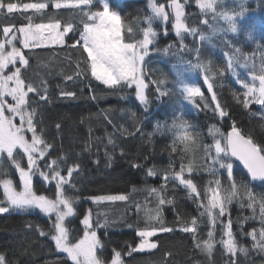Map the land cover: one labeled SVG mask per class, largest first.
Returning <instances> with one entry per match:
<instances>
[{"label":"snow or ice","instance_id":"snow-or-ice-1","mask_svg":"<svg viewBox=\"0 0 264 264\" xmlns=\"http://www.w3.org/2000/svg\"><path fill=\"white\" fill-rule=\"evenodd\" d=\"M193 2L199 9L201 23L211 29L209 35L189 23V17L193 14L186 12V8ZM222 3L223 0H167L166 3L148 0L150 14L138 18L136 27L132 23H126L121 14L110 7L109 0H34L23 4L13 0H0V16H11L16 12L32 13L21 16V19L27 21L26 24L19 27L5 24L2 27L4 39L0 40V161L6 158L14 167L19 176V190L10 174L3 173L4 178H0V214H8L12 209H38L48 216L51 221L50 231L31 223L27 227H34L40 236L50 235L56 250L65 254L64 259L71 261V264H126L123 260L124 253L116 249L112 250L110 261L106 262L101 258V250L105 245L98 236V229L108 227L109 222L107 219L103 223L99 219L94 221L91 209L80 220L83 226L82 238L75 242L70 239L71 230L66 226V221L71 223L68 218L77 215L74 210L76 198L67 194L65 186L76 188L72 178L73 173L79 172L80 166L73 164L65 170L60 163L65 157H52L53 145L44 138L43 130L39 129L41 121L37 120L38 109L49 102L47 82L42 80L37 85L24 75L31 67L32 59L24 49L34 50L59 44L78 51L76 71L74 75L65 76L67 81L91 78L108 89H133L135 98L144 105L145 110L149 104L146 93L150 84L155 85L156 99L169 95V91L163 87L165 78L152 79L145 71L146 58L151 52L168 55L174 47L178 52L195 51L196 62L188 61L186 70L202 74L207 91L211 93V102L215 104L211 110L221 118L232 119L219 103L212 83L216 72L223 75L225 69L213 71L209 63L199 59L200 49L189 47L185 43L187 36L195 38L198 35L200 41L211 42L212 37L219 32H238L237 25L246 11V0H240V10L232 12L221 10L219 5ZM62 9H78V22L73 15L64 20L60 15ZM35 16H39L41 22H34ZM220 21H223V25L217 27ZM154 25L159 26V31ZM168 25L174 31L178 44H170L165 48L154 47L160 31L168 34ZM225 43L232 47L231 52L224 51L226 70L233 77L238 76L237 66L250 70V81L238 80V84L245 91L242 96L234 94L237 103L244 109H250L253 104L258 105L264 118V48L259 50L257 66L255 53L248 55L240 47L232 46L230 41ZM181 75L177 73L178 77ZM179 83L182 85L181 95L188 103L199 108L200 103L196 99L199 98L204 108L210 107L201 87L195 83H185L183 79ZM88 86L90 87V83ZM60 94L64 97L76 96V92L64 89H61ZM91 98L96 99V96ZM131 115L135 118L134 112ZM108 123L111 124L112 121L109 120ZM60 128L61 125L57 123L56 129L59 131ZM170 130L175 137L171 153H177L178 145H183L178 168L171 159L168 168L161 170L155 166L133 164V167L144 168L148 177L160 174L162 183L159 187L146 186L143 189L133 186L132 192L145 191L153 197L156 207L145 212L144 227L136 225L135 235L139 237V242L130 244L126 254L131 256L136 252L158 249L159 240L150 242V238L157 237L159 233H173L177 230L191 234L194 249L204 254L210 264H214L217 245L222 249V255L227 257L226 264H241V257L247 258L252 251L264 254V193L258 196L250 187L256 181L264 183V138H258L251 130L245 132L235 120L232 121L231 130L227 132L221 131L215 124L211 125L207 130L211 143H204L200 133L195 132L194 126L182 116L173 118ZM108 144L115 147L111 135ZM197 151L201 152L200 159L203 162L187 159L188 153ZM121 155H124L122 149ZM24 158L27 161L26 166L21 163ZM236 162L246 170L242 171L240 179L234 174ZM65 171L66 175L63 174ZM200 172H207L212 177L203 186V190L194 180V174ZM225 174L227 187H224L221 179ZM36 175L45 183L55 182V198L37 194L33 188V177ZM170 182L182 186L187 193V199L196 206V215L181 217L177 212L176 222L172 226L167 225L161 216L162 206L175 204V199L168 198L167 195V185ZM130 198V194L87 197L97 204L105 201H128ZM234 202L239 203L242 209L246 207L251 210V215L237 217L234 221L230 209ZM135 207L139 212L141 205L136 204ZM201 218L207 220L206 238L201 234ZM249 221H257L258 227L254 223L250 228H245L244 224ZM128 227L133 228V225L128 224ZM217 230L220 232L219 239L216 238ZM243 240L249 243H242ZM171 255L170 252L166 253L168 257ZM0 264H10L3 253H0ZM164 264H168V261L165 260Z\"/></svg>","mask_w":264,"mask_h":264},{"label":"trees","instance_id":"trees-1","mask_svg":"<svg viewBox=\"0 0 264 264\" xmlns=\"http://www.w3.org/2000/svg\"><path fill=\"white\" fill-rule=\"evenodd\" d=\"M13 2L23 4L34 0H13ZM158 2L166 3L167 0H158ZM109 4L121 14L126 23H132L136 27H138L136 25L138 18L150 14L148 0H109ZM219 8L229 12L239 11L240 0H223ZM244 8L246 11L239 19L237 33L219 32L212 37L211 42L200 41L198 35L195 38L187 36L185 40L189 47L200 49L199 59L209 63L213 71L225 69L223 75L216 72L212 83L219 103L232 119L221 118L218 113L211 110L215 104L211 102V93L207 91L202 74L186 70L188 61L196 62L195 51L178 52L174 47L168 55L151 52L146 58L145 71L152 79L165 78L163 87L169 91V95L156 99L155 85L150 84L146 93L149 104L145 110L144 105L135 98L133 89H108L91 78L67 81L65 76L74 75L76 71L78 51L58 44L34 50L24 49L26 54L32 56L31 67L24 75L37 85L42 80L47 82L49 102L38 109L37 120L41 121L39 129L43 130L44 138L53 145L52 157H65V160L60 162L65 170L73 164L80 166L79 172L73 173L72 178L76 188L65 186L67 194L76 198L74 210L77 215L68 219L71 223L66 221L73 242L82 238L83 226L80 220L83 214L91 209L94 221L99 219L103 223L107 219L109 222L108 227L98 229V236L105 245L101 250L103 253L101 258L106 262L111 260L112 250L116 249L124 253L123 260L126 264H164L165 260L168 264H210L204 254L194 249L191 234L178 230L173 233H159L157 237H152V241L159 240L158 249L136 252L131 256L126 254L130 244L139 242V237L135 235L136 225L144 227L145 212L156 207L153 197L145 191L132 192L133 186L143 189L146 186L159 187L162 183L160 174L156 177H148L144 168L133 167V164L155 166L161 170L168 168L171 159L178 168L183 145H178L177 153H171L175 137L170 130L173 118L176 116H182L192 124L195 132L200 133L204 143H211V137L207 134L211 125L215 124L221 131L227 132L231 130L233 120L245 132L251 130L258 138H264V118L260 107L253 104L250 109H244L234 97V94L242 96L245 91L238 84V80L250 81V70L237 66V77H233L231 72L226 70L224 51H232V47L226 44V41H230L232 46L240 47L245 54L255 53L257 66L259 50L264 48V0H246ZM186 12L193 14L189 17L192 26L203 31L205 35L211 33V29L201 23L199 9L194 2L186 8ZM78 13V9L60 10L64 20L73 15L78 22ZM22 15L28 16L32 13L16 12L11 16H0V40L4 39L3 25L15 24L19 27L27 23L26 20L21 19ZM34 22H41V18L35 16ZM221 25L223 21H220L217 27ZM154 26L159 31V26ZM168 28L167 35L160 31L154 47L165 48L170 44H178L170 25ZM177 73L182 75L178 77ZM180 79L185 83H195L201 87L205 98L210 102V107L204 108L199 98H196L200 103L199 108L188 103L181 95ZM61 89L74 91L76 96H61ZM93 95L96 99L91 98ZM133 112L135 118L131 115ZM109 120L112 121L111 124L108 123ZM57 123L61 125L59 131L56 129ZM110 135L115 141V147L108 144ZM121 149L124 155H121ZM200 158V151L187 154V159L203 162ZM21 163L26 166V158L22 159ZM242 171L239 166L234 165L237 179L242 178ZM3 173L10 174L19 190V176L6 158L0 161V178H4ZM63 174L66 175V171ZM210 179L212 177L207 172L194 174V180L201 190ZM221 179L224 187H227L226 174ZM34 183L37 194L55 198L54 184H46L41 177H36ZM174 187L175 191H173ZM250 187L258 196L264 193V183L251 184ZM167 188L168 198L175 199L174 206L164 205L161 209V216L167 225L172 226L176 222L177 212L181 217L196 215V206L187 199V193L182 186L170 182ZM105 194H130L131 198L128 201H105L99 204L87 199L90 196ZM0 198H2V189H0ZM136 204L141 205L139 212L135 207ZM230 209L234 221L237 217L251 215V210L246 207L240 208L237 202H234ZM52 219L54 220V217ZM201 220V234L206 238L207 220L206 218ZM29 223L45 231L51 229L49 217L42 215L39 210L13 209L8 214H0V253L7 256L10 264H71V261L64 259L65 254L56 250L55 242L51 240L50 235L40 236L34 227H27ZM254 223L258 227L257 221H249L244 227L250 228ZM128 224H132L133 228H129ZM219 236L220 232L217 230L216 238L219 239ZM242 243L248 244L249 241L243 240ZM169 252L172 254L170 257L166 256ZM226 261L227 257L222 255V249L217 245L214 264H226ZM241 264H264V254L252 251L247 258L241 257Z\"/></svg>","mask_w":264,"mask_h":264},{"label":"rangeland","instance_id":"rangeland-1","mask_svg":"<svg viewBox=\"0 0 264 264\" xmlns=\"http://www.w3.org/2000/svg\"><path fill=\"white\" fill-rule=\"evenodd\" d=\"M59 45V44H58ZM31 134L29 133V136H30ZM36 177H40L39 175H36V176H34L33 177V188H34V190H35V183H34V179L36 178ZM55 182H52L51 184H54ZM46 184H50V183H46ZM47 196V195H46ZM49 197V196H48ZM50 198V197H49ZM13 210V209H12ZM14 210H20V209H14ZM34 210H38V209H25V210H22V211H34ZM42 215H44L43 213H41ZM44 216H46V215H44ZM46 217H48V216H46ZM54 217V216H53ZM70 218V217H69ZM68 218V219H69ZM150 242H152V240H151V238H150ZM148 251H151V250H148ZM148 251H144V252H148Z\"/></svg>","mask_w":264,"mask_h":264},{"label":"water","instance_id":"water-1","mask_svg":"<svg viewBox=\"0 0 264 264\" xmlns=\"http://www.w3.org/2000/svg\"><path fill=\"white\" fill-rule=\"evenodd\" d=\"M236 165H238L243 170V166L239 165V162H236ZM243 171H246V170H243ZM260 183H262V182L256 181V182H253L252 184L257 185V184H260Z\"/></svg>","mask_w":264,"mask_h":264}]
</instances>
